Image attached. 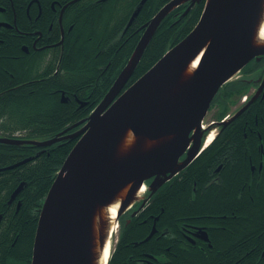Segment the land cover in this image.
I'll list each match as a JSON object with an SVG mask.
<instances>
[{
    "label": "water",
    "instance_id": "95a60500",
    "mask_svg": "<svg viewBox=\"0 0 264 264\" xmlns=\"http://www.w3.org/2000/svg\"><path fill=\"white\" fill-rule=\"evenodd\" d=\"M187 1L184 14L201 0H170L142 25L126 64L87 117L43 140L0 136L4 144L36 147L77 139L42 202L30 264H98L109 226L104 207L120 201L116 220L141 197L137 192L144 181L151 179V196L187 166L200 150L206 132L200 123L218 89L251 59L264 55V44L256 40L264 0H204L194 27L123 89L160 22ZM144 2L140 0L129 23ZM199 54L196 68L189 72ZM61 101H66L64 93Z\"/></svg>",
    "mask_w": 264,
    "mask_h": 264
},
{
    "label": "flooded vegetation",
    "instance_id": "af4514ba",
    "mask_svg": "<svg viewBox=\"0 0 264 264\" xmlns=\"http://www.w3.org/2000/svg\"><path fill=\"white\" fill-rule=\"evenodd\" d=\"M118 2L124 7L128 4V0H0V67L13 77L11 68L18 72L21 63H30L42 76L29 82L56 74L64 77L61 67L70 57L67 35L80 22L95 24L101 6L112 8ZM83 13L87 15L81 16ZM131 14L119 37L132 24ZM143 24L135 31L140 29L139 38ZM132 33L130 29L129 35ZM10 83L11 80L4 90L19 87ZM76 92L81 93L76 96ZM95 92L96 73L82 91H68L71 95L66 96L65 102L77 108L92 105L96 102ZM212 109L216 115L214 112V118L206 122L200 150L182 169L209 149L215 153L203 160L205 175L182 174L180 170L165 182L174 186V195L177 193L168 218L160 216L164 208L161 199H155L160 187L149 196L151 179L144 181L143 196L118 217L110 249L112 264L119 260L122 240L127 248L119 264H196V258L201 257L212 264L213 252L221 254L220 264H264V222L244 231L249 215L244 213V203L256 205L260 201L258 195L264 194V55L251 59L220 87L207 113ZM213 129L216 133L206 144ZM183 185H188L185 197L181 192ZM149 242L155 246H146Z\"/></svg>",
    "mask_w": 264,
    "mask_h": 264
},
{
    "label": "trees",
    "instance_id": "16d2710c",
    "mask_svg": "<svg viewBox=\"0 0 264 264\" xmlns=\"http://www.w3.org/2000/svg\"><path fill=\"white\" fill-rule=\"evenodd\" d=\"M167 1L169 0H145L132 24L126 29L125 35L121 37L119 35L122 26L139 5L140 0H128L126 7L120 2L112 8L101 6L96 12L99 15H96L95 24L80 22L67 35L66 42L70 57L66 60V66L61 67L64 77L59 78L56 74L29 82L42 76V73L33 70L30 63H21L22 69L18 72L11 68L13 77L0 67V136L45 139L55 136L67 126L87 116L126 64L139 39L140 29L135 32L136 28L147 22ZM203 3L204 0L196 2L187 14L183 12L188 4H183L161 21L125 87L134 82L168 48L180 41L192 29L200 16ZM118 10L122 11L118 12ZM85 15L87 14H81V16ZM130 29L133 31L131 36ZM4 62L1 61V64ZM95 73L96 102L94 104L77 108L69 102H61L62 91L66 96L71 95L68 93L71 90L82 91L88 82L94 80ZM9 80L12 82L11 85L19 84V87L4 90ZM80 93L76 92L75 95L79 96ZM75 141L76 139H64L46 147L0 142V168L30 158L13 168L0 171V264H30L39 210L56 172ZM214 153L208 149L181 173H197L204 176L206 166L203 160L205 156L209 157ZM185 181L188 182V179ZM21 182L24 183L22 189L15 199L9 202L12 192ZM187 187L188 185L182 186L183 197L188 196ZM164 189L166 191L162 193ZM173 191L174 186L169 187L167 183L157 190L159 194L155 195V199L156 201L161 199L164 208L160 216L165 218L171 216L174 207L172 199L177 196ZM258 196L260 201L256 205L250 202L244 203V213L249 214L244 221L245 232L252 230L257 223L264 222V194L260 193ZM18 201L20 205L17 208ZM120 245L122 248L119 249L118 259L122 260L127 247L123 246L125 245L123 240ZM146 246L154 247L155 243L149 242ZM212 256V264L221 263L220 253L213 252ZM119 260H116L117 264L122 262ZM107 264H112V259H109ZM196 264L210 263L209 259L201 257L196 258Z\"/></svg>",
    "mask_w": 264,
    "mask_h": 264
},
{
    "label": "bare ground",
    "instance_id": "6f19581e",
    "mask_svg": "<svg viewBox=\"0 0 264 264\" xmlns=\"http://www.w3.org/2000/svg\"><path fill=\"white\" fill-rule=\"evenodd\" d=\"M263 17L260 20V23L258 25L257 28V32H256V40L261 43L264 44V11H263ZM200 54L190 63L189 67H188V71L192 72L197 65L198 59H199ZM213 138V133H210L206 139V144H208ZM145 187L144 185L141 186L138 190L137 193H142L144 191ZM119 200H114L111 203H109L108 205H106V207H104L103 212L105 213V215L107 216V220L109 221V226L107 228V234H106V239L104 241V246L103 248L99 249V261L98 264H106L109 254H110V249H111V244H110V237L111 234L113 233L114 229H115V224L116 220V213H117V209L119 206Z\"/></svg>",
    "mask_w": 264,
    "mask_h": 264
},
{
    "label": "rangeland",
    "instance_id": "374dc122",
    "mask_svg": "<svg viewBox=\"0 0 264 264\" xmlns=\"http://www.w3.org/2000/svg\"><path fill=\"white\" fill-rule=\"evenodd\" d=\"M122 10H118V12H121ZM215 111H214V109H212L211 111H209L208 113H207V115H206V119H205V122H208V121H210V120H212L214 117L212 116V114L214 113ZM215 115H216V112H215ZM216 118V117H215ZM218 118V117H217ZM213 131V134H215L216 133V130H212ZM143 194H144V192L143 193H139L137 196H138V198L140 197V196H143ZM141 198V197H140ZM120 216H123V213H121V215ZM115 225V229H114V231H113V233H112V236L110 237V244L112 245V243H113V240H114V238H115V235H116V230H117V225H118V221H116V223H114Z\"/></svg>",
    "mask_w": 264,
    "mask_h": 264
}]
</instances>
